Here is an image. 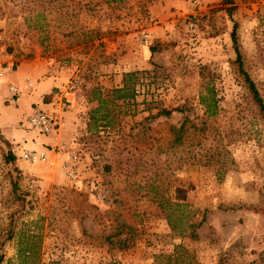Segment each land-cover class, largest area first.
I'll use <instances>...</instances> for the list:
<instances>
[{
	"label": "rangeland",
	"instance_id": "obj_1",
	"mask_svg": "<svg viewBox=\"0 0 264 264\" xmlns=\"http://www.w3.org/2000/svg\"><path fill=\"white\" fill-rule=\"evenodd\" d=\"M234 25L243 70L264 100V0H0V52L14 67L46 61L79 103L71 130L62 101L50 110L61 118L55 134L37 133L27 114L19 120V129L47 139L43 160H27V152L41 154L0 131V240L42 218L41 264H153L176 246L194 264H264V116L235 64ZM118 65L140 68L114 72ZM131 72L139 73L136 113L88 133L92 91L119 88ZM205 83L218 100L213 125L234 162L219 181L214 169L166 149L182 114L155 116L184 106L189 119L201 118ZM8 151L13 164L4 160ZM160 195L187 204L193 222L204 219L195 236L172 233L153 199ZM121 224L132 230L127 249L105 239ZM0 254L2 264L13 262V239Z\"/></svg>",
	"mask_w": 264,
	"mask_h": 264
},
{
	"label": "trees",
	"instance_id": "obj_2",
	"mask_svg": "<svg viewBox=\"0 0 264 264\" xmlns=\"http://www.w3.org/2000/svg\"><path fill=\"white\" fill-rule=\"evenodd\" d=\"M114 3H120L124 0H111ZM226 4H231L232 0H225ZM232 48L235 53V64L242 77L243 82L248 89L253 103L258 111L264 116V100L259 96L255 85L243 70L241 54L237 43L235 25L230 34ZM139 73L131 72L123 74L121 87L114 88L105 92L99 89L93 90L94 102L96 106L88 112L87 132L97 133L98 131L111 130L118 125L119 118L124 116H133L135 112V85L138 84L137 77ZM90 101V102H92ZM198 103L203 109L201 118L189 119L184 115V106H178L171 110L161 109L155 115L156 117H169L171 113H181L182 119L178 127L170 126V141L167 144V150L178 149L184 151V157L179 158L182 162L187 161L194 166H202L214 169L217 181L221 180L223 175L228 172L234 162L230 153L223 144V137L213 123L218 114V100L213 92V88L208 83L203 84ZM152 119L154 116L145 118ZM189 149H188V148ZM4 160L7 164H13L16 161L12 152L4 154ZM17 171V170H14ZM15 185V182L12 186ZM156 202L163 219L173 234L180 237H193L194 232L201 226L204 219L198 223L192 221L193 212L187 209V204L174 202L167 196H157L153 198ZM42 218L28 225H24L21 230H7L3 240H0V248L4 240L14 241L13 262L6 261V264H41L42 262V239L41 227L39 226ZM130 230V231H129ZM2 230H0L1 232ZM132 230L129 226L121 224L117 227L114 234L106 235L108 244L117 248H129L133 246L131 236ZM121 235H123L121 238ZM2 235L0 234V237ZM4 256L0 254V264L3 263ZM192 255L188 250L181 246H176L170 254H160L154 258L153 264H194ZM221 264V263H220Z\"/></svg>",
	"mask_w": 264,
	"mask_h": 264
},
{
	"label": "crops",
	"instance_id": "obj_3",
	"mask_svg": "<svg viewBox=\"0 0 264 264\" xmlns=\"http://www.w3.org/2000/svg\"><path fill=\"white\" fill-rule=\"evenodd\" d=\"M116 46L118 47L119 44L117 43ZM116 46L112 44L113 49H110L109 52H115ZM49 67L50 64L46 61H40L36 57L27 60V62L26 60L22 61L6 77L0 79V131L10 143H18L24 139V141H27L25 146L30 149L29 151L34 150L42 155H45V152L41 143L47 141V139L36 140L33 137L34 134L19 129V120L25 114H27L28 119L34 107L50 111L53 106H58V101H62L68 107L64 126L71 130L73 121L70 117L79 108L76 94L67 92L62 86V76L51 71ZM121 67L119 65L116 67L111 66V69L114 68V72H124L140 68V66L135 67V65L131 68H129L130 66L128 68ZM120 77L119 75L113 78L118 79L117 84L120 83ZM10 86L17 89L18 95L14 98L9 90ZM57 89L59 90L56 91ZM31 139L36 140V142H31Z\"/></svg>",
	"mask_w": 264,
	"mask_h": 264
},
{
	"label": "built area",
	"instance_id": "obj_4",
	"mask_svg": "<svg viewBox=\"0 0 264 264\" xmlns=\"http://www.w3.org/2000/svg\"><path fill=\"white\" fill-rule=\"evenodd\" d=\"M14 69L13 62L8 55L0 52V79L6 77ZM9 90L13 98L18 95L17 89L10 86ZM29 126L36 130L37 133L43 135L55 134L61 126V118L48 110L34 107L32 114L28 117ZM26 158L29 161L43 160V155H36L33 152H27Z\"/></svg>",
	"mask_w": 264,
	"mask_h": 264
}]
</instances>
